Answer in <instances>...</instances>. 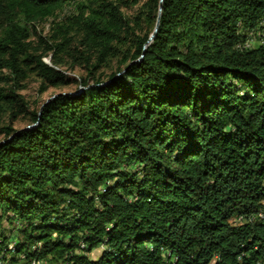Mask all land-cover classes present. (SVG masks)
<instances>
[{"label":"trees","instance_id":"16d2710c","mask_svg":"<svg viewBox=\"0 0 264 264\" xmlns=\"http://www.w3.org/2000/svg\"><path fill=\"white\" fill-rule=\"evenodd\" d=\"M126 3L0 0V80L85 71L0 87V264H264V0Z\"/></svg>","mask_w":264,"mask_h":264},{"label":"rangeland","instance_id":"374dc122","mask_svg":"<svg viewBox=\"0 0 264 264\" xmlns=\"http://www.w3.org/2000/svg\"><path fill=\"white\" fill-rule=\"evenodd\" d=\"M127 3L122 7V10L124 14L130 18L135 16L138 11L141 9V5L144 2V0H126ZM73 10V6H65L63 10L59 11L57 15L54 18H48L46 21L38 24L36 26V32H33L30 39L33 42V45L41 51V48L44 46L40 39L36 36L41 33L42 35H45L52 24L53 21L56 19H61L63 15L66 13L68 14L69 11ZM144 31V30H143ZM50 58L51 54H48L46 57H43V60L50 64ZM60 69L62 72H64L68 77L71 79V83L67 85H59V86H49L47 87L43 92L40 91L42 82L41 79L38 78L36 75L30 73L27 77L20 79L18 83H15L12 79H2L0 80V87H3L5 89L14 88L16 92L19 94H22L24 97V100L26 101V104L28 105V111L30 109H36L37 106L41 105L45 100H47L49 97L53 96L55 93L58 92H72V91H78L82 87L80 86V78L81 76H84L85 71L82 65L74 64L72 62L71 58H66L62 62ZM115 63H113L114 66ZM113 69V68H112ZM111 68H106L103 70L104 73L108 74L110 72ZM7 71L5 68L0 69V74L7 75ZM28 111L26 113H20L17 116V119L13 121V127L14 128H20L25 127L28 125H31L29 123V116ZM9 116L2 115V122L4 124H7L9 121ZM1 137V136H0ZM6 228H9L6 223H3ZM102 249H98L92 253L93 256L99 255ZM34 264V263H32Z\"/></svg>","mask_w":264,"mask_h":264},{"label":"water","instance_id":"95a60500","mask_svg":"<svg viewBox=\"0 0 264 264\" xmlns=\"http://www.w3.org/2000/svg\"><path fill=\"white\" fill-rule=\"evenodd\" d=\"M161 1H162V0H160V2H161ZM160 10H161V5L159 6V9H158V15H157V18H156V22H155V25H154L153 31H152L151 34L149 35L148 40L146 41V43H145V45H144V48H145L146 45H148V44L152 41V39H153V37H154V35H155L157 29H158V26H159V19H160ZM143 53H144V51H143ZM143 53L141 54L140 58L143 56ZM48 64H49V63H48ZM78 91H79V90H78ZM54 96H55V94H54L53 96L49 97L47 100H45V102H47L48 100L52 99ZM32 126H33V125H28V126H26L25 128H30V127H32Z\"/></svg>","mask_w":264,"mask_h":264},{"label":"bare ground","instance_id":"6f19581e","mask_svg":"<svg viewBox=\"0 0 264 264\" xmlns=\"http://www.w3.org/2000/svg\"><path fill=\"white\" fill-rule=\"evenodd\" d=\"M261 28H262V32L264 31V23L261 24ZM252 30V29H251ZM253 31V30H252ZM258 32V31H257ZM256 32V33H257ZM261 32V31H260ZM259 33V32H258ZM259 36V35H258ZM254 36V32H249L245 34L244 38V44L245 45H250L251 42H253L255 40ZM259 39V38H258ZM243 40V39H242ZM264 41V40H263ZM244 48V47H243ZM242 49V48H241ZM212 262H214V260H212L209 264H211Z\"/></svg>","mask_w":264,"mask_h":264},{"label":"built area","instance_id":"2783aa9c","mask_svg":"<svg viewBox=\"0 0 264 264\" xmlns=\"http://www.w3.org/2000/svg\"><path fill=\"white\" fill-rule=\"evenodd\" d=\"M255 31L259 32V24L255 27ZM263 35H264V32H259V41L257 43V46H263ZM213 263L214 262H212L211 264H213Z\"/></svg>","mask_w":264,"mask_h":264}]
</instances>
